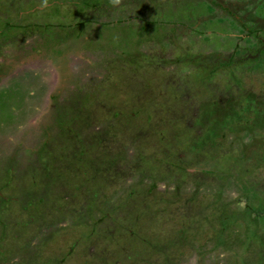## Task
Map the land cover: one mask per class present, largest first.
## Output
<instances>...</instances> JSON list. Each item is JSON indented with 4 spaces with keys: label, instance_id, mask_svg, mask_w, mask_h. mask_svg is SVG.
Here are the masks:
<instances>
[{
    "label": "rangeland",
    "instance_id": "374dc122",
    "mask_svg": "<svg viewBox=\"0 0 264 264\" xmlns=\"http://www.w3.org/2000/svg\"><path fill=\"white\" fill-rule=\"evenodd\" d=\"M262 27L264 0H0V264H264V117L228 124L264 103Z\"/></svg>",
    "mask_w": 264,
    "mask_h": 264
},
{
    "label": "flooded vegetation",
    "instance_id": "af4514ba",
    "mask_svg": "<svg viewBox=\"0 0 264 264\" xmlns=\"http://www.w3.org/2000/svg\"><path fill=\"white\" fill-rule=\"evenodd\" d=\"M95 9H98V8H95ZM102 9H104V11H107L105 8H103L102 6L100 7L99 6V11L100 10H102ZM103 12V11H102ZM236 17H238L237 15H235ZM263 28V30H264V27H262ZM247 33H248V31H247ZM254 33V31H250L249 33H248V35H252ZM77 33H75L74 35H76ZM80 34V33H79ZM78 34V35H79ZM256 34H258V32H256ZM253 38V41H254V44H253V52H255V50L257 51V49H259L262 45H264V37L262 38H258V37H252ZM256 40H255V39ZM87 39H89L88 37H87ZM136 38L134 37V35H133V40H135ZM83 40V39H82ZM85 40V39H84ZM81 47H83V45H82V43H81V46H80V48ZM257 48V49H256ZM248 49H252V46H250ZM246 50V49H245ZM259 51V50H258ZM218 54V53H217ZM251 56V55H250ZM201 58H203V55H202V57ZM136 65L138 66L139 64L138 63H136ZM39 167H37V165L35 166V168L33 169V170H36V169H38ZM41 177H43V178H46L47 180H49L50 181V183L51 184H53L52 183V181H53V176H52V173H51V171H50V169H49V167H48V165L45 167V166H43V171H42V174H41ZM63 191V190H62ZM85 189L84 188H82L81 189V187H77L76 188V192L74 193L75 195H77V194H81L82 196H83V199H84V196H85ZM41 194H42V196H41V199L43 200V199H45L46 201H50L51 200V197H49L50 195H49V193H47V191H43L42 190V192H41ZM46 194H48L47 195V197L48 198H45V196H46ZM93 194V198H96V195H95V193H93V192H91V195ZM93 198H90V199H93ZM15 199V198H14ZM30 199H32V198H30ZM80 203V202H79ZM85 203H86V205H85ZM77 205H78V207L80 208V210L81 211H83V213H86L87 214V212H89L90 211V204L88 203V202H84V201H81V203L80 204H78L77 203ZM85 205V206H84ZM24 210V208H21V211H23ZM28 210H27V214H28ZM98 212H99V210H98V208L96 209V212H94V213H90L89 215H90V217H87V219L86 218H83L81 215H79L78 217H79V221H76V220H74V221H70V222H72V223H74V224H76V223H78L79 224V227H81V225H84V226H86V227H91L92 228V226H91V217H92V215L94 216V214H98ZM73 214V212H71V215ZM35 219V218H34ZM67 219V217H64V221ZM35 220H37V219H35ZM68 220V219H67ZM39 221V220H38ZM59 222H54V228H52V230L53 229H57V228H59V226L57 225ZM77 227V226H76ZM76 227H74V228H76ZM35 230H37V229H35ZM52 230H51V233H52ZM72 231V230H71ZM69 235V234H68ZM74 235H75V233H74ZM74 242H76L75 240H73ZM116 261V260H115ZM116 262H118V260L116 261Z\"/></svg>",
    "mask_w": 264,
    "mask_h": 264
},
{
    "label": "trees",
    "instance_id": "16d2710c",
    "mask_svg": "<svg viewBox=\"0 0 264 264\" xmlns=\"http://www.w3.org/2000/svg\"><path fill=\"white\" fill-rule=\"evenodd\" d=\"M66 37V36H65ZM257 49V48H256ZM258 50H262V49H257V51ZM256 51V50H255ZM213 55H215V54H213ZM222 61H219V59L215 62H213L212 64L213 65H223L224 63L222 62ZM201 63V62H200ZM206 64L208 65V64H210V63H208V61H206ZM202 66V65H201ZM215 67V66H214ZM227 68V67H226ZM251 102H252V105H254V109H253V111H251V114L249 115L248 113H249V111L247 112V109L249 108V103H247V102H245V106H243L242 107V111L244 110V112H245V116L244 115H236V118H235V120H234V122H231V120H230V122H228V124H232L231 125V127L233 126V128H235V124L237 123V122H243V123H245L246 124V126H245V128L247 129V130H252L254 127H260V126H262L261 125V122L259 121V119H261L262 121H263V117H264V111H262V110H264L263 108V105H264V103H262L260 100H257V99H255L254 97L253 98H251V100H250ZM247 114V115H246ZM252 115H255V118L253 119V120H251V118H250V116H252ZM210 116V115H209ZM208 116V117H209ZM219 116L220 115H218V114H215V115H212L211 114V116H210V118H209V120H208V122H210L211 123V127L212 126H214L215 125V122L217 121V120H219L220 118H219ZM252 117H254V116H252ZM242 118H244V119H242ZM256 119H257V121H256ZM256 121V122H255ZM222 126H224V125H222ZM228 126H230V125H228ZM228 126H224L226 129H223V127H220V126H216V127H213V128H215V129H218V128H221L222 130H229L230 128H228ZM232 128V129H233ZM232 129H230V130H232ZM221 130V131H222ZM249 131V132H250ZM47 186L48 185H50L51 183H50V181L49 180H47Z\"/></svg>",
    "mask_w": 264,
    "mask_h": 264
},
{
    "label": "crops",
    "instance_id": "0c3cea01",
    "mask_svg": "<svg viewBox=\"0 0 264 264\" xmlns=\"http://www.w3.org/2000/svg\"><path fill=\"white\" fill-rule=\"evenodd\" d=\"M84 8H87L88 9V13H85V16H87V18L88 19H93V18H99L100 20H101V22L102 23H104V22H106V20H108V16H106L107 15V11H103V12H101V13H94L95 11H93V9H91L92 8V5H90V4H88V6H87V3H85V7ZM107 10V9H106ZM94 13V14H93ZM81 16V15H80ZM123 17V16H122ZM128 17V16H127ZM105 18V19H104ZM85 19H86V17H85ZM88 19H86V20H79V22L80 23H78V24H83V22H85V21H87ZM104 19V20H103ZM123 19H127L126 17H123ZM135 19V18H134ZM143 21H151V19H150V16L148 15V14H146L143 18H141L139 21L137 20V22L136 23H140V22H143ZM101 26H103V24H100ZM104 28V27H103ZM103 28H100V29H98V30H102ZM87 37L88 38H91V39H93V37L92 36H89L88 34H87ZM137 39V38H136ZM105 47H99L98 49L99 50H104V49H108L107 48V46L106 45H104ZM91 47H93L92 45H91ZM194 58H196L195 56L193 57V59ZM135 61V60H134Z\"/></svg>",
    "mask_w": 264,
    "mask_h": 264
}]
</instances>
